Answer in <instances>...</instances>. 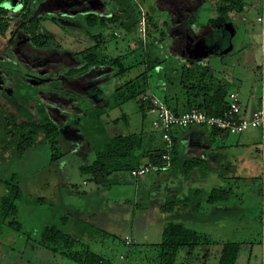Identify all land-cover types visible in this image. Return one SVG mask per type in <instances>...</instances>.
I'll list each match as a JSON object with an SVG mask.
<instances>
[{
	"label": "rangeland",
	"instance_id": "rangeland-1",
	"mask_svg": "<svg viewBox=\"0 0 264 264\" xmlns=\"http://www.w3.org/2000/svg\"><path fill=\"white\" fill-rule=\"evenodd\" d=\"M64 1L65 4L59 0H48L41 3L39 8L42 14L48 16L62 18L69 15L76 18H85V15L81 13L82 10L77 9L78 7L63 10V5L67 6L71 3V0ZM82 1L84 3L86 0ZM88 1L101 16H110L118 7L115 0ZM6 5L13 9L11 11L12 20L20 21V17L14 11L20 7V0H9ZM138 5L139 10L140 8L145 10L144 16L150 15L148 4ZM211 5V2H206V4L203 3V5L196 8L204 27L208 26L209 18L216 14ZM262 5L263 0H249L246 12L234 16L236 27L229 23L227 26L216 28L214 33L204 34L201 39L194 40V36L197 35L187 38V41H191L190 45L193 42V48L200 52V56L197 57L199 62L207 64L212 59V62L220 67L224 65L225 75L217 73L216 76L224 81L230 90L240 91L239 98L244 106L248 102L252 87L259 83L262 84L264 79L262 67H257L259 62L263 63L264 61V15L261 12ZM151 16L160 25H164L168 21L167 14L161 10ZM43 23L47 29L56 34V45H60L63 49L57 53H54V51L55 55L62 53L69 55L72 51H81L90 45H95V41L72 22L60 21L62 26L65 24V28L60 27L51 19H46ZM90 30L93 35H105L104 47L102 46L97 52L99 58L111 61L113 58L127 56L124 66H133V68L124 77L113 76L112 78V73L96 77L94 71H88L77 72L78 74L73 75L70 79L64 77L68 81L65 84L61 80V84L55 81L57 86H54L57 88L53 89L52 94L54 97H58L59 100L56 99L53 102L55 105L50 106L47 112L62 128L63 135L60 139V147L65 156L61 159L52 162L50 146L44 138L39 139L23 157H15L11 151L6 154H1L0 151V178L12 181V178L15 177L21 182L24 198L19 202V219L24 222V231L31 232L32 236L37 234H34L35 230H38V226L32 222L34 218L40 226L54 223L63 229H68L72 228V222L75 218L78 216L83 217L85 220L96 222L97 227L111 235L121 238L115 240L113 237H103V234H96L95 241L83 239L84 242L91 243L94 250L111 256L118 263H123L125 258H122L121 255L127 254L130 249L124 245L122 240L124 237L133 235V244H139L136 249L141 254H139L140 257L133 260L132 264H154L151 258L155 259L158 252L155 249H150L145 253L146 248L144 245L160 242L163 224L165 225L175 218L174 212H164L162 214L157 207L158 203L163 201L162 191H189L188 189L196 186L203 187L205 191H211L215 185H223V180L218 182L221 179L218 174L222 173L225 178H228L225 187L231 188L233 191L229 201L216 206L206 205L205 209L202 212L200 211V214L196 213L197 215H195L192 213V217H189L190 220L185 221L191 228L208 234L217 240L255 242L252 256L249 258L248 255H242L237 264H264V192L261 191L264 186V161L259 150L262 148V144L242 143V140L247 139V137L256 138L257 130H248L238 135L230 134L226 141L215 142V151L212 153L213 159L203 163V166L207 167L205 173L195 169L188 175L190 182L183 180L185 177L183 172L175 169L172 172H152L139 179L134 178L128 172H122L111 176L113 182L110 185H97L90 175L80 171L79 168L82 164H89L95 158V153L90 151L92 149L89 148L90 140H88L81 124L83 117L80 110L86 107L85 105L88 102L86 97H89L95 103H100L107 96V104H109L114 100L113 92L116 88L138 77L146 70V66L141 63L146 46L142 48L143 46H140V44L135 45L136 39L140 37L138 31L126 35L118 25L114 24L107 29L93 27ZM172 31L174 32V30ZM172 33L169 37L175 36L176 40L172 38L173 40L169 39L170 41L165 43L166 46L171 45V49L167 47L163 52L158 50L159 53L156 54V56L165 59L159 71H164V66L168 65L183 66L184 54L192 55L194 53L193 48L189 47L190 45L187 43H184L185 46L181 50H177L175 46L179 44L180 40L177 39H180V37ZM22 38L25 37L20 35L18 38L20 41L18 42L24 47ZM181 42L183 41L181 40ZM25 49H19L17 54L21 59L20 65L25 68L24 71L27 72V76L31 77L29 80H35L34 76L38 73H33V70L25 66L23 62L33 66L42 61L48 63L49 67L59 68L60 73L63 75L68 71L67 68H64V63L60 62L61 57L54 55L51 60L55 59L56 61L50 62V56L41 55L43 52L36 51L33 47L28 46ZM212 54L218 56L213 57ZM40 55L42 57L38 59ZM73 61L74 64L70 60L65 64L71 68L77 67L80 63L79 60L74 59ZM261 65L264 66V64ZM159 71L157 69L149 72V85L139 87V94L135 99L128 100L123 105L103 115L106 128L112 135L143 132L145 133L147 145L160 146L159 141L152 144L148 140V136L153 135V132L157 130L153 126L154 115L142 112L139 105L144 88L145 90H152L158 97H164L160 88L164 79ZM237 78L243 80L244 86ZM139 81L143 85L144 77ZM69 83L70 85H68ZM262 91L260 90V92ZM83 92L88 96L82 95ZM73 96L74 98H72ZM3 97L4 106L11 107L13 102H16V98L13 99L9 94H3ZM60 97H64V99ZM41 105L46 109L43 103ZM6 111L12 110L9 108ZM201 129L210 130V128ZM159 140L161 141V139ZM146 159L144 157L142 161H146ZM203 175L205 178L202 177ZM238 177L241 178L236 179ZM44 191H57L59 196L54 200V204L51 203L50 208H45L41 212H33L28 203L33 198H37L34 193L38 192V194L43 195L45 194ZM5 193L6 186L4 183H0V200ZM68 211H72L73 214L71 221L65 226L60 217L68 215ZM187 215H190L189 212H187ZM19 237L23 240H18ZM25 239L27 240L24 234L11 231L7 225L0 221V264H36V259L33 256L29 257V251L27 249L24 251ZM27 246L34 247V243L30 241ZM37 246L40 247L39 244ZM215 249L220 250V246L214 245L213 250ZM18 250L19 252H16ZM51 252L49 251L45 255L49 256ZM204 254L205 251L197 249L191 256L190 261L185 264H203L201 255ZM51 255L53 258L50 262L53 264H77L58 253L52 252ZM187 258H190L187 250H181L178 256V264H183ZM155 262L157 263V260ZM42 263L49 264V260L45 259ZM208 264H218L217 255L212 256Z\"/></svg>",
	"mask_w": 264,
	"mask_h": 264
},
{
	"label": "trees",
	"instance_id": "trees-1",
	"mask_svg": "<svg viewBox=\"0 0 264 264\" xmlns=\"http://www.w3.org/2000/svg\"><path fill=\"white\" fill-rule=\"evenodd\" d=\"M8 1L0 0V51L2 50L0 53L1 154L11 151L15 157H23L39 139L44 138L49 143L52 162L65 156V153L61 152L60 147V139L63 135L62 128L49 116L47 110L41 105L45 95L56 88L54 86L55 81L60 83V70L56 67L46 68L47 77L50 75L56 78L54 83H52L53 85L50 83L45 84L42 81L38 82V78L29 82L24 75L25 68L20 65L21 62L18 59L19 57L14 54V49L19 50L23 48V50H26L25 47L28 46L44 53H41V55L54 57V53L61 52L63 49L60 45H56V34L47 29L43 21L51 19L54 23L59 24L60 27L62 26L60 21L66 23L69 21L81 28L86 35L93 39L95 45H90L81 51H72L67 58L60 61L64 63L66 66L64 68L68 70L65 72V75L69 77L68 79L78 74L77 72L83 73L92 70L98 71L99 77L106 75V73H112V78L113 76L124 77L133 68V66H124L127 56L113 58L111 61L99 58L97 52L102 46L104 47L105 35H93L90 30L93 27L107 29L110 25L114 24L118 25L126 35L138 31L140 37L136 39L135 45L137 44L138 46L140 44V46H143L142 48L146 46L144 58L141 62L146 66V70L138 77L116 88L113 92L114 100L109 102V104H107V96L100 103H95L89 97H86L88 98V102H85L86 107L80 110L83 117L81 124L88 140H90V145H88L92 149L90 151L95 153V158L89 164H82L79 168L80 171L90 175L97 185H110L113 182L112 175L122 172H128L131 175L132 170L148 164L158 167L150 173L172 172L175 169L183 172V175L186 176L190 175L195 169L205 173L207 167L205 168L203 163L209 161V159L202 161L195 158H182L179 155L177 133L188 128L176 127L172 130L173 144L170 150V166L165 167L166 161L162 157L166 152L163 140L162 145L158 147L150 144L147 145L145 133L143 132L117 133L112 135L106 128L103 115L123 105L128 100L135 99L139 94V87H147L149 85V72L156 71L157 69L159 71L162 63L165 62V59L156 56L159 53L158 50L163 52L167 47L171 49L172 46H166L165 43L169 42L172 38L176 40L175 36L169 37L170 33L173 32L171 30H174L173 35L180 37V39H177L180 40L179 44L175 47L177 50H181L184 43L190 45L191 41H187L188 37L197 35L196 37L194 36V40L197 38L201 39L206 33H214L216 28L227 26L229 23L234 26L235 14L239 15L246 12L249 0H115L118 7L110 16H101L95 7H92L91 3L86 0L82 8L89 11L84 19L69 15L59 18L42 14L39 7L41 3L48 0H20V7L14 10L15 14L20 17V21L12 20L11 11L13 9L6 5ZM59 1L66 3L64 0ZM75 1L71 0L70 2ZM154 1L155 3L153 4ZM206 2L212 3L211 7L216 11V14L209 18L208 26L204 27L203 22L199 19V12L196 8L199 5H203V3L206 4ZM138 4H148L150 15L144 16L145 10L141 8L139 10ZM67 8L69 7H63L62 9L66 11ZM160 10L168 16V21L164 25L157 23L151 16ZM261 12L264 15V0ZM63 26L62 28L66 27L65 24ZM20 35L25 37L26 42L24 47L21 45L19 47L17 44V37ZM14 36L15 38L13 39L15 40H10ZM192 45L189 47L193 48ZM192 51L195 52L197 49L193 48ZM184 55L183 66L168 65L164 66V71H159L164 79L160 86L164 97L159 98L176 114L182 112L181 106H183L182 108L185 111L198 108L209 114H223L225 109L228 108L229 86L216 76L215 69L210 65L198 61L197 53L194 55L185 53ZM74 59L80 61L79 65L69 68L65 62L69 60L71 62ZM51 71L55 72V75H51ZM107 77L110 78L111 76ZM143 77L145 81L142 85L139 80ZM3 94H9L13 99L16 98V102H13L11 107L8 105L4 106ZM155 97L157 98L158 96L152 90L143 89L139 101L142 112L148 113V110L154 105ZM9 108L12 111H6ZM155 129L157 128L155 127ZM210 130L213 133L222 132L230 135V133L213 128H210ZM157 132H159L158 129L156 130ZM158 136L154 135L153 132V136H148L149 142L153 144L158 138L162 139L160 133ZM144 157L148 159L147 163H143L142 158ZM218 175L221 176L219 181L222 182L223 180V185H215L207 195L203 187L196 186L188 189L189 191H193L191 202L189 198H186L168 200L162 205V210L166 213L174 212L175 218L174 220L171 219L163 227L160 242L144 245L146 248L145 253L150 249H155L158 252L155 259L151 258L154 264H178V256L181 250H187V254L190 256V258L185 259L183 264L190 261L191 256L197 249L205 251V254L201 255L203 264H208L210 258L215 255H217L218 264H237L242 255H248L249 258L252 256L255 246V242L253 241L217 240L208 234L191 228L182 221H176L181 209H185L186 213L189 212V216L186 214L189 218L192 217V213L195 215H197L196 213L200 214L206 205L216 206L229 201L233 191L231 188L225 187L228 178H225L222 173ZM0 183H4L6 186V193L0 200V221L4 225H7L11 231L27 236V242L34 240L40 246L59 253L77 264H132L134 259L140 257L139 254L141 252L136 249L139 244H133L130 236V244L127 243L125 237L124 239L122 238L124 245L130 249L127 254L121 255L122 258H125L123 263H118L111 256L94 250L89 243L83 241L85 237L95 238L96 234H103V237H113L115 240L121 238L80 220L75 221V232L67 231L56 224H48L41 230L38 238L34 239L31 232L24 231V222L19 219V202L24 198L20 180H17L15 177L12 178V181L0 178ZM261 191L264 192V186L261 188ZM186 215L185 217H187ZM62 221L65 224L68 223L69 215H63ZM214 245L220 246V250H213ZM155 260H157V263Z\"/></svg>",
	"mask_w": 264,
	"mask_h": 264
},
{
	"label": "crops",
	"instance_id": "crops-1",
	"mask_svg": "<svg viewBox=\"0 0 264 264\" xmlns=\"http://www.w3.org/2000/svg\"><path fill=\"white\" fill-rule=\"evenodd\" d=\"M256 6L258 7L257 4H256ZM196 53L198 55L197 57H199L200 56V52H198V51H195L194 53H192V55H194ZM212 56L215 57V56H218V55L217 54H212ZM209 58H210V56H209ZM261 64H264V61H263V63H260L259 62L258 65H257V67L261 66L262 67V70H263V73H264V66H262ZM206 65H210L213 69H215V72L216 73H219V75H225V72L226 71H225V68H223L224 65L223 66L221 65V67H220L216 63L212 62V59ZM237 80H239V79L237 78ZM239 81L243 85V80H239ZM263 85H264V79L262 81V84L259 83V84H256L255 87H252L251 92L249 94L250 96L248 98V102H246L247 103L246 104L247 107L256 108V107H258L260 105V96H261V93H262V92H260V90H263ZM230 92H236V93L239 94L240 91L239 90H230ZM183 110L184 109L182 108L181 111H183ZM197 128H200V129H197ZM201 128H203V127H191V128H188V129H185V130L181 131L180 133H177V138H178V151H179V155L182 158H195V159H200L202 161H207L208 159L209 160H212L213 159L212 153L215 151L214 150V143L217 142V141H226L229 138V136H230V135H226L225 133H222V132L213 133V131H211V130H203ZM251 130H257V129H251ZM154 135H156L157 137H159L158 136L159 135L158 132L157 133L154 132ZM157 141H159L160 145H162V142H161L162 139L160 141L159 138H158ZM249 142L250 143L252 142V143L260 144V145L262 144V148H260V149L258 148V149L260 150V152L262 154V157H263V160H264V153H263V149H264L263 148L264 147V132H262L260 130H257L256 138H253L251 136V137H247V139H243L242 140V143L243 144H246V143H249ZM181 146H182L183 150H182ZM147 162H148L147 159H146V161H143V163H147ZM184 176L186 178L184 177L183 180H185L187 182H190V179L188 178V176H186V175H184ZM202 177L205 178L204 175ZM218 182H220V181L218 180ZM52 192H54V193H52ZM192 192L193 191H162V195L161 196H162L163 201H161L160 203H158L157 207L159 208V211L161 210L162 214H164V211L162 210V205L165 204L166 201H168V200H180V199L189 198L190 199L189 201L191 202V200H192L191 199ZM204 192L207 195L209 191H204ZM44 193L45 194H43V195L38 194V192L37 193H34V196H36L37 198H33L31 200V202L28 203L29 204L28 206H30L32 208L31 210L33 212L34 211L41 212L43 209L45 210V208H50L51 207V203L54 204V200L57 199L58 196H59V194H58L57 191H44ZM180 211L181 212L179 213V215L180 214L181 215L180 216L179 215L177 216V218H176L177 221L184 222L185 220H190L188 217L187 218L185 217V215L187 214L186 211H185V209H181ZM67 213L69 215V221H68V223H69L71 221V219H72V214L73 213H72V211H68ZM60 218L62 220V217H60ZM77 220L85 221V222L89 223L90 225L97 227L96 224H95L96 222L90 221V220L88 221V220H85L83 217H79L78 216L77 218H75L73 220V222H72V225H73L72 228H68V229H65V230L70 231V232H75V230H76L75 221H77ZM32 222L36 226H38V230H35V232L33 231L34 234L37 233L35 236H33L34 239H37L38 238L39 233L41 232V230L46 225H48V224H54V223H47V224H44V225L40 226V225H38L39 223H38V221H36V218H34V220ZM68 223H66V224L63 223V225L66 226ZM184 223L187 224L186 221ZM164 226L165 225L163 224V227ZM126 235H128V234H126ZM131 237H132V240H134L133 239V235ZM26 238H27V236H26ZM85 238L88 241L89 240H91V241L92 240L93 241L96 240V239L94 240V237L93 238L85 237ZM15 239H16V237H15ZM18 240H23V239L21 237H19ZM24 242H25L24 245L26 244L24 246V251L26 249L29 251V253H30L29 254V257H32L33 256L36 259V262H37L36 264H43L42 261H45V259H48L49 260V264H53V263L50 262V260L53 258V257H51L52 256L51 253L53 252L52 250H50L48 248H45L43 246H40V247L37 246V243L34 240L31 241L32 243H34V247H31V248L27 246L30 241L27 242V240L25 239ZM90 245L92 246L91 243H90ZM92 248H93V246H92ZM49 251H52V252L50 253L49 256H46L45 254L48 253ZM16 252H19V250L16 251ZM63 257H65V256H63Z\"/></svg>",
	"mask_w": 264,
	"mask_h": 264
},
{
	"label": "built area",
	"instance_id": "built-area-1",
	"mask_svg": "<svg viewBox=\"0 0 264 264\" xmlns=\"http://www.w3.org/2000/svg\"><path fill=\"white\" fill-rule=\"evenodd\" d=\"M261 20V18H259ZM148 113L154 115V126L162 135L165 143V153L162 155L166 161V166H170V150L173 144L172 130L176 127L191 128L194 126H203L213 128L230 134H241L249 129L264 131V85L260 96V105L256 108L244 106L239 94L230 92L228 96V108L223 114H209L204 110L192 108L176 114L170 110L159 98H154V105L148 110ZM153 164L142 165L131 171V176L140 178L157 169ZM127 243H131L127 236Z\"/></svg>",
	"mask_w": 264,
	"mask_h": 264
},
{
	"label": "flooded vegetation",
	"instance_id": "flooded-vegetation-1",
	"mask_svg": "<svg viewBox=\"0 0 264 264\" xmlns=\"http://www.w3.org/2000/svg\"><path fill=\"white\" fill-rule=\"evenodd\" d=\"M82 0H76L75 2H72V3H70V5H67L69 8H67V9H70V8H73V7H78L77 9H79V10H82V14H84V15H86L87 14V12L89 11H87V10H85V9H83L82 8V6L84 5V3H83V1L81 2ZM63 4H65V3H63ZM66 5H63V7H67ZM13 38H15V36L14 37H12V38H10V40L11 39H13ZM19 37H17V39H18ZM13 40H15V39H13ZM18 41H20L19 39H18ZM17 41V44H18V46L20 47V44H19V42ZM22 41H23V44H25V42H26V40L24 39V38H22ZM17 46V48H19ZM185 45L183 44V47H184ZM15 51H16V53H15ZM17 51L18 50H15L14 49V54H16V56H18V54H17ZM55 56H59V57H61V60H63L64 58H67L69 55H64L63 53L62 54H57V55H55ZM42 56L40 55L39 57H38V59H40ZM53 57H50V62H53V61H56V60H51ZM19 60H21L20 59V57L18 58ZM38 61H41V60H38ZM23 62V61H22ZM73 64H74V61L72 60L71 61ZM66 63V62H65ZM23 64L25 65V66H28V68L29 69H31V70H33V73H38L36 76H34L35 78H37L38 77V79L39 80H37L38 82H45V84L46 83H50V84H52V83H54V81L56 80V78L54 77V76H50L49 75V77H47V70H46V68L47 67H49L48 66V63H44V62H40L39 64H35V65H30L29 63H24L23 62ZM49 68H51V67H49ZM92 71H94V73H96L95 75H96V77H99V72L98 71H96V70H92ZM50 74L51 75H55V72H53V71H51L50 72ZM24 75H25V77L27 76V72H24ZM43 75H46V76H43ZM58 76V75H57ZM59 77H60V80L61 81H64V84L65 83H68V81L67 80H65V78L64 77H66V78H69V77H67V75L65 76V75H63V74H59ZM31 77H29V76H27L26 77V79H28V81L29 82H31V80H29ZM36 80V79H35ZM72 82V81H71ZM70 82V83H71ZM70 83L68 84V85H70ZM55 85V84H54ZM56 87V86H55ZM57 88V87H56ZM72 90V89H71ZM73 92H75L74 90H72ZM53 91H51V92H49V93H47L46 95H45V97H44V101H43V104H44V106L46 107V110L48 111L49 110V107L50 106H52V105H55V104H53V102L54 101H56V99H58L59 100V98L58 97H54L53 96ZM76 93V92H75ZM77 94V93H76ZM82 95H86L87 96V94L85 93V92H83V94ZM60 98H63L64 99V97H60ZM72 98H74V96L72 97Z\"/></svg>",
	"mask_w": 264,
	"mask_h": 264
}]
</instances>
